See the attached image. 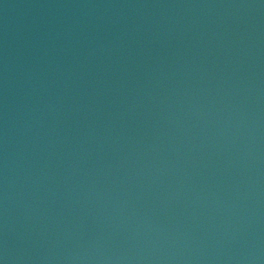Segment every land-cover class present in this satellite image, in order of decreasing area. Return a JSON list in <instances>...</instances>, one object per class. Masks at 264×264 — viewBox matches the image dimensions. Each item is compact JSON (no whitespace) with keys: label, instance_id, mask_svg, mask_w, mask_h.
Masks as SVG:
<instances>
[{"label":"water","instance_id":"water-1","mask_svg":"<svg viewBox=\"0 0 264 264\" xmlns=\"http://www.w3.org/2000/svg\"><path fill=\"white\" fill-rule=\"evenodd\" d=\"M0 264H264V0H0Z\"/></svg>","mask_w":264,"mask_h":264}]
</instances>
